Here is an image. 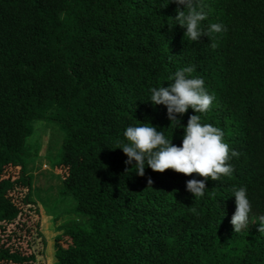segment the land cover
I'll return each instance as SVG.
<instances>
[{"label":"trees","instance_id":"trees-1","mask_svg":"<svg viewBox=\"0 0 264 264\" xmlns=\"http://www.w3.org/2000/svg\"><path fill=\"white\" fill-rule=\"evenodd\" d=\"M203 4L202 29L227 30L194 42L171 0H0V264H44L23 162L34 121L62 131L60 195L88 220L54 237L53 264H264V232L245 238L231 224L242 187L249 223L264 216V0ZM188 66L215 97L201 122L239 153L233 173L196 198L186 184L202 177L149 167L138 176L118 148L127 127L145 123L182 146L196 113L177 116L176 128L150 98Z\"/></svg>","mask_w":264,"mask_h":264},{"label":"clouds","instance_id":"clouds-1","mask_svg":"<svg viewBox=\"0 0 264 264\" xmlns=\"http://www.w3.org/2000/svg\"><path fill=\"white\" fill-rule=\"evenodd\" d=\"M171 3L182 5L176 9L174 19L181 28H185V36L194 42H199L201 37L211 33L226 31L221 24H211L206 31L201 23L207 19L204 12L203 0H171ZM211 47L216 45L212 43ZM195 66H188L178 70L168 87L151 89L150 102L153 105H165L168 118L177 127H183L177 116H183L189 108L196 114L189 117L184 128L182 146H175L172 139L165 136L163 131L150 123L141 126L127 127L124 135L129 143H121L119 149L128 157L126 166L135 161L136 174L143 177L145 168L153 172L164 173L172 170L178 174L192 176L196 174L202 180L192 179L187 181L186 189L196 197H203L206 190V181H219L222 176H230L234 168L229 163L239 153L230 150L224 142L223 131L208 123L201 122L199 114H206L212 107L215 97L210 95L205 88L202 78L194 77ZM129 170L126 168V172ZM151 186V178L147 181ZM235 213L231 224L235 233L248 227L249 214L252 211L251 203L247 197L246 188L234 189ZM193 213L196 209H190ZM259 232H264V216L260 217Z\"/></svg>","mask_w":264,"mask_h":264},{"label":"rangeland","instance_id":"rangeland-1","mask_svg":"<svg viewBox=\"0 0 264 264\" xmlns=\"http://www.w3.org/2000/svg\"><path fill=\"white\" fill-rule=\"evenodd\" d=\"M62 138L63 133L57 124L34 121L30 123V135L25 140L24 170L30 179L29 199L40 210L37 231L45 241L44 264L54 263L53 239L64 227H86L88 224L86 217L70 212L75 200L71 196L60 195L61 177L54 165L58 160ZM32 214L30 212V217L36 219ZM259 223L260 219L254 217L242 231L244 237L248 238L250 232L258 230ZM31 231V237H34V229ZM33 243L36 247L35 240Z\"/></svg>","mask_w":264,"mask_h":264}]
</instances>
